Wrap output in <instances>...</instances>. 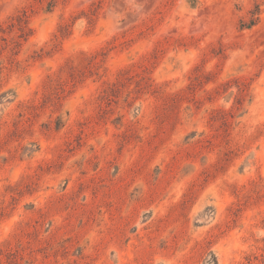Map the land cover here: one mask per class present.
I'll use <instances>...</instances> for the list:
<instances>
[{
    "label": "rangeland",
    "instance_id": "374dc122",
    "mask_svg": "<svg viewBox=\"0 0 264 264\" xmlns=\"http://www.w3.org/2000/svg\"><path fill=\"white\" fill-rule=\"evenodd\" d=\"M48 2L0 0V264H264V0Z\"/></svg>",
    "mask_w": 264,
    "mask_h": 264
},
{
    "label": "trees",
    "instance_id": "16d2710c",
    "mask_svg": "<svg viewBox=\"0 0 264 264\" xmlns=\"http://www.w3.org/2000/svg\"><path fill=\"white\" fill-rule=\"evenodd\" d=\"M60 1L67 2L68 0H49V2L47 3V9H46L47 12L52 11ZM262 6H263L262 3L255 2L253 8L249 10L248 15L241 18L240 28L242 30L252 29L260 23L261 15L264 12ZM99 7L100 6H98V8ZM96 11L97 9L92 10V13L88 17V19L92 20L93 19L92 16L96 15ZM29 19H30V16L27 10L18 12L17 14H14L10 18H8L6 21L0 23L1 32L5 33L6 30L8 29L11 31L17 29L19 32L18 38L26 39L27 37L31 35V32H32L31 29H29ZM4 25H6L7 27H5ZM17 42L18 41H14V46L17 44Z\"/></svg>",
    "mask_w": 264,
    "mask_h": 264
}]
</instances>
